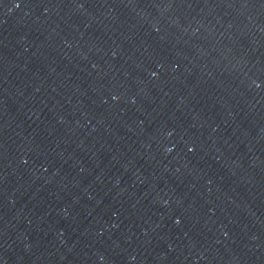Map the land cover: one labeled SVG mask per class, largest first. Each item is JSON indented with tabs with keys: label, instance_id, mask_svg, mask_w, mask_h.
I'll use <instances>...</instances> for the list:
<instances>
[{
	"label": "water",
	"instance_id": "water-1",
	"mask_svg": "<svg viewBox=\"0 0 264 264\" xmlns=\"http://www.w3.org/2000/svg\"><path fill=\"white\" fill-rule=\"evenodd\" d=\"M260 1H264V0H260Z\"/></svg>",
	"mask_w": 264,
	"mask_h": 264
}]
</instances>
